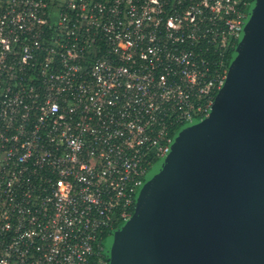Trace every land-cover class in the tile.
<instances>
[{
    "label": "built area",
    "instance_id": "1",
    "mask_svg": "<svg viewBox=\"0 0 264 264\" xmlns=\"http://www.w3.org/2000/svg\"><path fill=\"white\" fill-rule=\"evenodd\" d=\"M253 0H0V264H108Z\"/></svg>",
    "mask_w": 264,
    "mask_h": 264
},
{
    "label": "water",
    "instance_id": "2",
    "mask_svg": "<svg viewBox=\"0 0 264 264\" xmlns=\"http://www.w3.org/2000/svg\"><path fill=\"white\" fill-rule=\"evenodd\" d=\"M108 264H264V0H253L207 116L148 171Z\"/></svg>",
    "mask_w": 264,
    "mask_h": 264
},
{
    "label": "trees",
    "instance_id": "3",
    "mask_svg": "<svg viewBox=\"0 0 264 264\" xmlns=\"http://www.w3.org/2000/svg\"><path fill=\"white\" fill-rule=\"evenodd\" d=\"M120 225V224H119ZM118 227V226H117Z\"/></svg>",
    "mask_w": 264,
    "mask_h": 264
}]
</instances>
